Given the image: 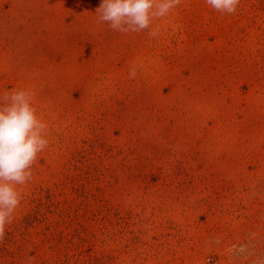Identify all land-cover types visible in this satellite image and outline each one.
<instances>
[{
  "label": "rangeland",
  "instance_id": "1",
  "mask_svg": "<svg viewBox=\"0 0 264 264\" xmlns=\"http://www.w3.org/2000/svg\"><path fill=\"white\" fill-rule=\"evenodd\" d=\"M100 2L0 0V95L49 126L0 264H264V0L156 38Z\"/></svg>",
  "mask_w": 264,
  "mask_h": 264
},
{
  "label": "clouds",
  "instance_id": "2",
  "mask_svg": "<svg viewBox=\"0 0 264 264\" xmlns=\"http://www.w3.org/2000/svg\"><path fill=\"white\" fill-rule=\"evenodd\" d=\"M214 11L234 14L240 0H205ZM182 0H101L97 23H106L120 33L148 31L151 38L159 35L153 29L155 20L169 16ZM135 68L129 72L135 77ZM48 124L37 114L34 94L14 89L0 95V239L23 199L20 186L32 179V167L39 153L49 145Z\"/></svg>",
  "mask_w": 264,
  "mask_h": 264
}]
</instances>
